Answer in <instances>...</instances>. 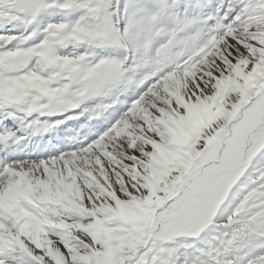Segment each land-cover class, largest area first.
<instances>
[{"label":"snow or ice","instance_id":"snow-or-ice-1","mask_svg":"<svg viewBox=\"0 0 264 264\" xmlns=\"http://www.w3.org/2000/svg\"><path fill=\"white\" fill-rule=\"evenodd\" d=\"M0 264H264V0H0Z\"/></svg>","mask_w":264,"mask_h":264}]
</instances>
